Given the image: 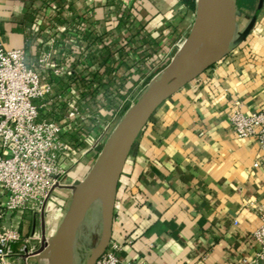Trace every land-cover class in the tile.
I'll list each match as a JSON object with an SVG mask.
<instances>
[{
	"label": "crops",
	"instance_id": "obj_1",
	"mask_svg": "<svg viewBox=\"0 0 264 264\" xmlns=\"http://www.w3.org/2000/svg\"><path fill=\"white\" fill-rule=\"evenodd\" d=\"M194 1L0 0V41L25 48L34 61L45 43L48 17L67 27L76 42L62 35L55 52L71 76L57 82L47 97L56 104L40 119L66 116L71 87L82 111L100 115L71 134L76 149L86 148L114 116L129 109L138 89H147L164 55L189 37L185 34L197 18ZM212 5L201 17L211 18L209 27L218 18ZM42 6L48 7L46 14ZM256 10L253 34L235 47L232 40L231 53L163 101L137 136L126 163L134 185L123 174L124 164L114 204L112 239L122 244V259L264 264L255 262L253 237L260 224L254 205L264 202V163H253L262 152L255 138L237 137L228 121L237 106L244 113L264 109V0ZM83 46L90 49L86 58L80 55ZM61 94L66 99L59 100ZM96 157L97 151L88 152L79 175ZM27 228L25 222V233ZM33 258L30 264H41Z\"/></svg>",
	"mask_w": 264,
	"mask_h": 264
},
{
	"label": "built area",
	"instance_id": "obj_2",
	"mask_svg": "<svg viewBox=\"0 0 264 264\" xmlns=\"http://www.w3.org/2000/svg\"><path fill=\"white\" fill-rule=\"evenodd\" d=\"M40 11L46 14L48 7L42 6ZM47 21L42 31L45 43L38 48L34 61L28 59L25 48H6L0 41V264H30L29 257L50 250L46 242L37 249L31 247L20 252L12 251L10 245L16 241L31 244L38 238L49 242L52 236H47L45 216L59 219L64 207L63 202H56L58 211L54 209L57 212L49 214L54 195L61 188L71 195L76 183L81 181L79 165L87 164L90 150L100 153V147L123 117L114 116L92 145L76 149L71 134L87 120L99 121L100 115L82 111L74 89L69 87L66 116L62 120L40 119L42 111L56 104L54 98L47 97L57 82L65 83L71 76V70L61 62L55 47L65 34L68 40L76 42L70 38L66 26L53 17H48ZM89 53V47L83 46L81 57L86 58ZM67 59L77 61L76 57ZM58 99L66 98L61 94ZM133 104L131 102L129 108ZM228 121L237 137L258 141L262 156L253 166L264 163V109L244 113L237 106ZM254 210L260 221L253 232L258 246L255 262H264V202L254 205ZM15 213L20 214L19 220L13 218ZM25 222L28 223L27 233L23 231ZM121 250L122 244L111 237L95 264H145L143 260L122 259Z\"/></svg>",
	"mask_w": 264,
	"mask_h": 264
},
{
	"label": "water",
	"instance_id": "obj_3",
	"mask_svg": "<svg viewBox=\"0 0 264 264\" xmlns=\"http://www.w3.org/2000/svg\"><path fill=\"white\" fill-rule=\"evenodd\" d=\"M211 3L217 4L219 8L215 44L195 60L184 63L183 52L192 36L190 35L168 69L155 77L125 112L105 141L94 165L73 188L69 206L55 234L49 239L50 250L46 255L48 264H71L77 231L96 193L100 194L101 199L103 229L86 264H95L105 251L112 237L114 204L120 175L137 136L163 101L217 62L230 47L235 29V0H211ZM198 18L197 14L196 20Z\"/></svg>",
	"mask_w": 264,
	"mask_h": 264
},
{
	"label": "rangeland",
	"instance_id": "obj_4",
	"mask_svg": "<svg viewBox=\"0 0 264 264\" xmlns=\"http://www.w3.org/2000/svg\"><path fill=\"white\" fill-rule=\"evenodd\" d=\"M195 7H196V11L194 12L196 15H199L198 20H195L193 26L191 27L193 29V33L191 34V30L187 31L185 36H188L190 38V40L188 41V45H186L187 48H185V51L183 52V59L182 62L186 63L188 61H191L193 58H198L201 53L206 52L208 50H210L212 48V46L215 44L216 39H217V26H218V21H216L212 27H209V29H205L203 31H201L202 29V15L203 14H207L211 12L212 9V4L211 0H195ZM259 5V0H235V31L233 34V42H232V47H235L236 45L240 44L242 41L246 40L248 38V36L253 34V30L255 29L256 25H257V7ZM197 19V18H196ZM183 43H181V41L176 45V47L172 48L169 52L168 55H164V58H162L163 60H160V63L157 67H159L156 71V75L155 77L159 76L160 74H162L165 70L168 69V67L170 66V64L172 63L173 59H175L177 57V55L179 54V52L181 51V49L183 48ZM228 48L223 54L222 56H227L228 54L231 53V48ZM8 48V47H6ZM163 61V63H161ZM215 64V63H214ZM212 66V65H211ZM210 66V67H211ZM209 67V68H210ZM208 68V69H209ZM211 69V68H210ZM161 70H164L161 72ZM207 70V69H206ZM205 70V71H206ZM146 90V88L144 89H138L136 95H134L133 97H130L129 100L130 102H136V100L139 98V96ZM125 113H121L119 116H123ZM79 145V144H78ZM133 147V146H132ZM100 149H102V146L100 147ZM132 148L129 152V155L125 161V168L126 165L128 164V162H130L132 159ZM98 153H97V157H98ZM97 157L90 161L93 162L91 165L93 166ZM127 163V164H126ZM135 163V162H134ZM90 166V168L92 167ZM124 166V165H123ZM132 170H135V164L132 166ZM83 166L79 165L78 170L80 171V169L82 170ZM128 169V168H126ZM125 169V170H126ZM89 171V170H88ZM88 171H86L85 174H82L79 178L82 180L85 175L88 173ZM130 173H123L125 177L128 178L129 183L132 185L131 187H133V173L131 171H129V169L127 170ZM133 178V179H132ZM132 179V180H131ZM122 185H125V183L122 181L121 182ZM70 199H71V195L68 194V190H65L64 188L59 189L56 194L54 195V202L52 203L50 210H49V214H52L54 212L58 211L57 207V203L56 202H63V208H62V215L59 219H54V218H49L48 216L46 217V222H45V226H46V232H47V236H53L55 234V231L59 225V223L61 222L68 206L70 203ZM54 209H57V211H54ZM48 213H45V215H47ZM102 229H103V222H102V213H101V199H100V194L96 193L94 201L92 202V204L90 205V207L88 208L80 226L79 229L77 231V235L75 237L74 240V247H73V252H72V257H71V264H86L91 251L96 247L97 243L100 240L101 234H102ZM44 242L48 243V240H44L42 239H34L32 240L30 243L33 246V249H37L41 244H43ZM27 245L24 243L23 241H16L13 242L10 245V248L12 251H22ZM44 254H49L43 251L42 255H36L33 256L35 258L33 259H40L39 261H41V264H48V259L46 257V255Z\"/></svg>",
	"mask_w": 264,
	"mask_h": 264
},
{
	"label": "bare ground",
	"instance_id": "obj_5",
	"mask_svg": "<svg viewBox=\"0 0 264 264\" xmlns=\"http://www.w3.org/2000/svg\"><path fill=\"white\" fill-rule=\"evenodd\" d=\"M218 13H219L218 5H217V4H214L213 14H214V15L217 14V16H218ZM211 21H212L211 18H207V17H205V18L202 20V29H201V31H203V30H205L207 27H209ZM195 59H196V58H195ZM195 59L193 58L191 61H193V60H195ZM47 253H48V252H47ZM41 255H42V254H41ZM44 255H47V254H44ZM47 263H48V262H47Z\"/></svg>",
	"mask_w": 264,
	"mask_h": 264
},
{
	"label": "trees",
	"instance_id": "obj_6",
	"mask_svg": "<svg viewBox=\"0 0 264 264\" xmlns=\"http://www.w3.org/2000/svg\"><path fill=\"white\" fill-rule=\"evenodd\" d=\"M186 3H193L194 0H183Z\"/></svg>",
	"mask_w": 264,
	"mask_h": 264
}]
</instances>
